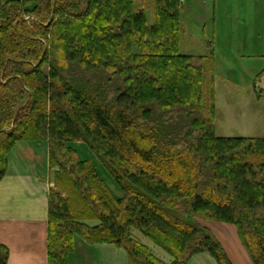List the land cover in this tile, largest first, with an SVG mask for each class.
I'll return each instance as SVG.
<instances>
[{
  "label": "trees",
  "instance_id": "16d2710c",
  "mask_svg": "<svg viewBox=\"0 0 264 264\" xmlns=\"http://www.w3.org/2000/svg\"><path fill=\"white\" fill-rule=\"evenodd\" d=\"M146 1L0 0V183L18 143L48 145V264H69L76 237L167 264L136 233L171 264H233L200 220L235 226L264 264V139L217 135L214 57L181 54L182 0H153V25Z\"/></svg>",
  "mask_w": 264,
  "mask_h": 264
},
{
  "label": "crops",
  "instance_id": "0c3cea01",
  "mask_svg": "<svg viewBox=\"0 0 264 264\" xmlns=\"http://www.w3.org/2000/svg\"><path fill=\"white\" fill-rule=\"evenodd\" d=\"M214 9V36L241 43L242 48L248 43L253 47L255 42L264 43V0H214ZM246 47L241 51L246 52ZM255 50L264 57V45ZM54 172L45 142H20L10 153L8 174L0 183V245L9 251L8 264H48L49 195ZM207 226L233 264H251L235 226ZM207 256H198L190 264L209 263L211 257Z\"/></svg>",
  "mask_w": 264,
  "mask_h": 264
},
{
  "label": "rangeland",
  "instance_id": "374dc122",
  "mask_svg": "<svg viewBox=\"0 0 264 264\" xmlns=\"http://www.w3.org/2000/svg\"><path fill=\"white\" fill-rule=\"evenodd\" d=\"M182 1L184 4L181 19L184 34L181 54L214 57L217 135L228 139H264V57L254 53L257 52L255 49L261 48L264 43L255 42V47L248 43L247 47H243H246L247 51L242 52L241 43H231L214 36L215 27L212 19L215 14L214 0ZM146 4L148 8L151 7L147 9V20L149 25H153L155 21L153 0H147ZM47 71L46 68L45 72ZM71 147L82 160L91 162L96 167L100 177L116 198L123 197L121 189L86 145L73 144ZM199 223L207 228V223L213 227L222 224L203 220ZM87 224L92 227L98 225L95 222ZM135 236L148 245L162 261L171 264V257L163 250L155 247L142 235L136 233ZM207 261L209 263L206 264H216L211 258ZM69 264H129V258L125 250L115 246L90 245L76 237L75 253L70 257Z\"/></svg>",
  "mask_w": 264,
  "mask_h": 264
}]
</instances>
